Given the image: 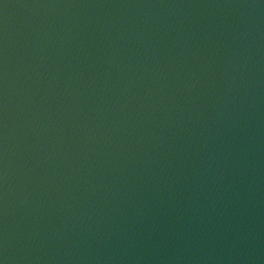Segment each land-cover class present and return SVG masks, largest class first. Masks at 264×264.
<instances>
[{
	"label": "water",
	"instance_id": "95a60500",
	"mask_svg": "<svg viewBox=\"0 0 264 264\" xmlns=\"http://www.w3.org/2000/svg\"><path fill=\"white\" fill-rule=\"evenodd\" d=\"M0 264H264V0H0Z\"/></svg>",
	"mask_w": 264,
	"mask_h": 264
}]
</instances>
